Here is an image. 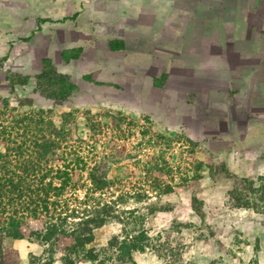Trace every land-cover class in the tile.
I'll return each mask as SVG.
<instances>
[{
	"label": "rangeland",
	"instance_id": "rangeland-1",
	"mask_svg": "<svg viewBox=\"0 0 264 264\" xmlns=\"http://www.w3.org/2000/svg\"><path fill=\"white\" fill-rule=\"evenodd\" d=\"M113 1L0 0V153L8 143H42L56 128L59 143L94 146L92 161L123 180L125 192L143 185L148 164H160L153 174L169 193L110 190L116 209L138 210L123 216L155 246L117 261L105 251L124 235L112 219L88 246L98 264H264V111L250 114L232 86L226 93L221 53L218 66L201 69L220 83L203 85L181 78L194 71L164 57L128 52L112 36ZM44 226L29 219L23 238H7L4 262L95 264L82 252L68 255L71 237H60L51 254Z\"/></svg>",
	"mask_w": 264,
	"mask_h": 264
},
{
	"label": "trees",
	"instance_id": "trees-1",
	"mask_svg": "<svg viewBox=\"0 0 264 264\" xmlns=\"http://www.w3.org/2000/svg\"><path fill=\"white\" fill-rule=\"evenodd\" d=\"M6 134L11 136L12 132ZM59 136L60 130L55 128L49 138L42 137V143L34 141L27 149L24 143H8L12 147L8 146L4 153H0V264H6L5 240L23 238L22 226L29 219H43L45 226L40 238L48 245L51 254L60 237H71L74 242L69 246L68 255L82 252L84 259L95 264L101 262L100 254L95 247L88 246L95 240L96 229L112 219L123 224L124 235L112 238L105 251L114 255L117 261L127 262L132 259L134 251L155 246L146 229L138 228L135 220L123 216L138 210L115 208L116 200L110 197V190L126 186L120 178L109 177L105 165L102 167L96 159L92 161L89 153L94 155V146L90 143H59ZM148 166L143 185H134L128 188L129 192L121 188V195L140 197L152 191L159 195L170 192V184L162 186L161 179L153 174L161 171L160 164ZM77 172L80 175H76ZM98 193L110 199L102 202L101 196H96ZM147 209L153 213L155 206ZM50 259V263L45 261L42 264H53L54 259Z\"/></svg>",
	"mask_w": 264,
	"mask_h": 264
},
{
	"label": "crops",
	"instance_id": "crops-1",
	"mask_svg": "<svg viewBox=\"0 0 264 264\" xmlns=\"http://www.w3.org/2000/svg\"><path fill=\"white\" fill-rule=\"evenodd\" d=\"M113 4L112 36L123 39L128 52L148 59L164 57L174 67L194 71L178 73L181 78L203 85L220 83L201 69L218 66L221 53L226 93L232 86L250 114L264 111V0H114ZM227 60L233 62L225 66Z\"/></svg>",
	"mask_w": 264,
	"mask_h": 264
}]
</instances>
